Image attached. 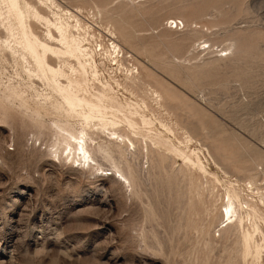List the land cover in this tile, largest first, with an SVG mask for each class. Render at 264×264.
Here are the masks:
<instances>
[{
    "label": "rangeland",
    "instance_id": "obj_1",
    "mask_svg": "<svg viewBox=\"0 0 264 264\" xmlns=\"http://www.w3.org/2000/svg\"><path fill=\"white\" fill-rule=\"evenodd\" d=\"M56 8L92 25L103 75L147 106L154 138L147 158L118 163L127 186L111 161H58L0 99V264H264V205L251 237L219 213L224 192L264 188V0H0V80L82 85L75 59L39 45L59 46Z\"/></svg>",
    "mask_w": 264,
    "mask_h": 264
},
{
    "label": "bare ground",
    "instance_id": "obj_2",
    "mask_svg": "<svg viewBox=\"0 0 264 264\" xmlns=\"http://www.w3.org/2000/svg\"><path fill=\"white\" fill-rule=\"evenodd\" d=\"M60 12L59 9H55V14L59 15L61 20L59 27L55 28L61 36L58 48L53 50L46 42H41L39 45L54 53L57 58L75 59L81 69L82 85L78 84L75 91L71 92L69 89L64 90L57 85L51 87L50 81L48 82V78L45 77L51 90L39 93L31 82L26 85L28 92H25L22 90L23 83L21 82L7 80L5 83L0 80V99L3 100L4 105H9L10 108L26 117L37 132L46 135L49 153L58 161H64L65 158L71 157L79 165L86 166L87 169L95 172L105 170L101 166L102 161H111V173L119 175L123 180L122 184L126 183L127 186H130V181L118 163L125 162L131 169L132 158L136 159L138 153L143 158L146 155L147 158L150 142L154 138L151 134L154 119L147 114L146 105L142 106V104L119 97L115 91L117 82L113 81L108 73L107 77L106 74L103 75V72L105 73L103 61H99L100 44L99 50H97L98 43L93 45L92 41L90 42L82 36L88 33V29L93 28L92 25L84 23L81 17L72 11ZM173 19L171 25L175 26L176 18ZM51 36L50 34L49 37ZM37 44L32 41L31 47L34 49ZM201 44L203 47L206 45V48L213 46L207 40L202 41ZM233 45L234 42L231 40L226 47L218 50L220 56L232 52ZM114 47L116 50L117 46L114 45ZM88 82L91 92H88L83 85ZM8 98L10 100L6 101ZM103 111L105 114L111 115V118L107 119L102 115ZM135 115L139 117L141 124L136 122ZM86 126L89 128L86 129ZM122 127L131 134L123 131ZM95 133L98 134L99 140L94 143L93 135ZM106 136L107 139H105ZM111 141L116 144L115 147L109 145L108 142ZM92 147L96 149V154L101 162L98 163L93 157ZM76 154L77 157H75ZM93 164L95 167L92 166ZM234 190L237 195L230 190L222 195L219 210L220 222L224 223V229L238 227L246 236L251 237L259 226L254 202L257 200L264 205V188L257 186L256 182L248 180L247 185L242 186V191L237 188Z\"/></svg>",
    "mask_w": 264,
    "mask_h": 264
}]
</instances>
